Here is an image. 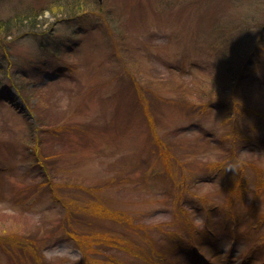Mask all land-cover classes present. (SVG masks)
<instances>
[{
  "label": "rangeland",
  "instance_id": "374dc122",
  "mask_svg": "<svg viewBox=\"0 0 264 264\" xmlns=\"http://www.w3.org/2000/svg\"><path fill=\"white\" fill-rule=\"evenodd\" d=\"M0 23V264H264V0Z\"/></svg>",
  "mask_w": 264,
  "mask_h": 264
},
{
  "label": "trees",
  "instance_id": "16d2710c",
  "mask_svg": "<svg viewBox=\"0 0 264 264\" xmlns=\"http://www.w3.org/2000/svg\"><path fill=\"white\" fill-rule=\"evenodd\" d=\"M83 6V4L82 3H80V4H77L76 6H74V7H77V9L76 10H83L84 9V7H82ZM29 21H30V23L28 24V26H34L33 25V22H31V20H30V18L28 19ZM15 24V23H14ZM7 25H4V24H2V23H0V33L2 32V33H4V35H7V29H10V26L8 25L7 26V28H5ZM228 73H229V75H228V80H227V83H228V85H231L232 83V81H235L236 79L238 80V82H239V78H240V71L239 70H237V72H233L232 70H231V68H229L228 69V71H227ZM233 74H234V76H233ZM233 77V79L230 81V83H229V80L231 79ZM245 77V76H244ZM244 77H242V78H244ZM237 84V83H236ZM232 87V86H231ZM6 96H8V95H6ZM36 135H37V132H36ZM38 137V136H37ZM37 137H35V138H37ZM111 257V261H114V257L112 256V255H110Z\"/></svg>",
  "mask_w": 264,
  "mask_h": 264
}]
</instances>
